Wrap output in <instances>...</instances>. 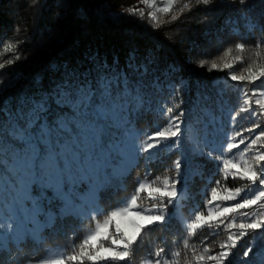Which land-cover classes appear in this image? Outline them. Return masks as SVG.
<instances>
[{
	"label": "trees",
	"instance_id": "16d2710c",
	"mask_svg": "<svg viewBox=\"0 0 264 264\" xmlns=\"http://www.w3.org/2000/svg\"><path fill=\"white\" fill-rule=\"evenodd\" d=\"M164 2L158 0L159 7ZM184 2L180 0L168 14L159 13L161 23L154 27L147 16L149 10L143 19L125 12L129 7L143 8L139 0H0V63L16 55L21 57L0 70V125L11 124L8 118L22 106L27 108L41 97H48L68 78L66 74L73 79L91 80L98 71L107 70L119 77L121 90L126 77L143 98V104L133 107L123 123L105 132V143L120 144L127 155L111 151L104 166L90 180L78 183L71 192L65 189L72 200L70 210L65 209L64 200L53 190L37 188L31 196L43 193L42 210L35 212L34 201L10 186L11 177L0 166V235L9 236L7 249H0V264H28L30 260L35 264L50 250L70 252L73 244H79L89 230H94L97 219L102 220L104 214L115 210L133 192L146 171H151L150 179L173 176V162L178 158L184 163L178 177V200L169 206V212L174 214L170 223L144 235L130 262L102 264H141L157 248L165 249L162 255L179 251V264H197L193 248L197 255L204 247H210L212 254L220 251L218 245L226 240L227 232L220 230L217 234L204 228L188 237L184 225L191 221L194 212H206L205 190L220 178L216 173L218 162L201 156L200 150L219 155L229 138L240 131L246 142L233 149V153H239L264 131V115L259 114L255 104L258 95L252 96L251 103L257 115H237L243 101L242 85L230 79L232 73L240 74L253 60L264 64V49L260 58L254 55L257 41L264 40V0H245L244 4L239 0H213L208 6H197L192 0L191 10L179 13ZM172 15L179 18L172 21ZM6 43L15 44L16 50L4 52ZM237 43L245 44L243 53L235 49ZM228 48L233 51L225 57ZM237 55L243 57L242 62L233 61ZM201 60L209 63L200 67ZM212 61L221 66L234 63V67L209 70ZM246 88L249 95L254 90L264 91V78L246 83ZM178 103L180 107L173 113L164 114L167 107ZM60 111L50 102L48 119L54 120ZM181 112L180 145L161 146L154 150L158 155L149 161V153L138 151L141 141ZM249 128L254 131H246ZM69 135L72 138L66 151L60 153L65 164H72L78 154L94 147L92 129H69ZM241 138L236 137L235 142ZM252 155L254 151L247 154L249 159ZM228 183L242 186L247 182ZM143 203L149 205L147 200ZM96 207L100 214L89 215ZM245 211L254 218L264 208L253 206ZM261 234L264 228L238 242L232 250L236 264H260L264 259ZM13 235L20 240L12 242ZM186 237L187 249L182 243ZM253 237V251L243 257Z\"/></svg>",
	"mask_w": 264,
	"mask_h": 264
},
{
	"label": "snow or ice",
	"instance_id": "6c2138e0",
	"mask_svg": "<svg viewBox=\"0 0 264 264\" xmlns=\"http://www.w3.org/2000/svg\"><path fill=\"white\" fill-rule=\"evenodd\" d=\"M244 4L245 0H239ZM144 7H129L125 12L129 15L145 17L146 9L149 22L158 27L161 23L159 13L168 14L173 7L180 3V0H165L164 6L159 7L158 0H139ZM197 6H208L213 0H195ZM192 0H185L179 13L191 10ZM178 15H172L171 20L175 21ZM235 49L243 53L245 44H235ZM255 57L260 58L264 49V40L257 41L255 45ZM16 45L6 43L4 52H14ZM233 51L228 48L224 56ZM224 57H221L223 59ZM21 59L19 55L0 63V70L14 64ZM234 62H242L243 57H233ZM209 62L199 61V66L204 67ZM102 67V66H101ZM234 63H224L222 66L215 61L210 63L209 70L231 69ZM247 73L246 75L244 73ZM57 85L48 97H41L30 106H22L10 119L11 124L0 125V166L5 168V174L11 177L10 186L19 189L25 199H32L33 210L40 212L42 203L40 194L32 197L31 192L35 189H51L57 197L64 200L65 209L72 208V200L68 192H71L78 183L85 179H91L93 174L104 166L108 153L117 150L127 155L120 144L107 145L105 143V132L112 126L124 122L125 117L136 105L143 104V98L135 89L127 83L124 78V87L119 88V77L110 74L107 70L98 71L94 79H73L72 76ZM264 78V64H258L253 60L248 66L241 70L240 74L232 73L230 79L240 82L243 101L237 115L242 112H251L253 116L257 112L251 108L252 96L258 95L255 104L259 107V114L264 115V91L257 93L255 90L249 95L246 83H254ZM117 85V87H114ZM55 103L61 110L54 120H49V104ZM180 103H183L181 100ZM180 103L167 107L164 114H171ZM183 112L171 116L168 124L154 133L146 134L141 141L139 152L149 153L148 160L154 159L158 152L154 150L177 147L180 145L181 117ZM235 119V117H233ZM259 127V125H256ZM69 129H92L93 143L92 150L78 154L72 164H65L60 153L66 151V146L71 140ZM246 131L252 132L254 128ZM236 137H242L235 142ZM264 131H261L255 138L251 139L246 147L233 153L240 145H245L246 138L243 133L237 131L229 138V142L220 150L217 155L214 151L204 153L200 150L201 156H207L215 160L220 166L216 173L220 178L212 182V186L205 190V211H196L190 222L184 227L188 237L196 235L199 230L208 228L228 233L224 242L218 247L220 251L212 254L210 247H204L199 255L193 248V259L197 264H236L233 256V249L238 242L250 233L264 228V212L252 218L249 212L253 206L264 208ZM171 141L170 144L166 143ZM254 151L249 159L247 154ZM230 155L224 156L223 153ZM183 160L177 159L173 162L175 175L155 176L150 179L151 171L145 172L143 179L137 180V186L133 192L121 202L115 209L110 210L102 220L95 221L94 230H89L79 244H73L70 252L49 251V254L38 259L35 264H102V262H121L131 260L134 248L143 243L144 235L148 234L155 227L167 226L173 218L169 212V206L178 200V177L181 174ZM10 169V171H9ZM199 174V170L197 173ZM240 180L247 182L242 186H230L228 181ZM182 191V190H181ZM144 194V195H142ZM95 194L93 193V201ZM147 200L146 206L143 201ZM100 209L93 208L89 215H99ZM82 214V213H81ZM239 218V219H238ZM11 225L8 228L11 229ZM235 230V231H233ZM264 239V234H261ZM12 242L20 240L19 236L13 235ZM9 236L7 233L0 235V249H7ZM183 247H189V240H183ZM249 243L243 252V257H249L253 251V244ZM164 248H157L149 254V258L142 260L141 264H179V251L169 252L167 255ZM28 264H33L30 260ZM264 264V259L260 261Z\"/></svg>",
	"mask_w": 264,
	"mask_h": 264
}]
</instances>
